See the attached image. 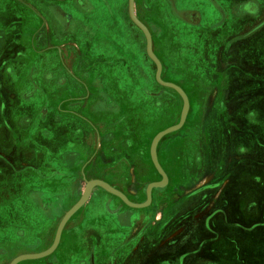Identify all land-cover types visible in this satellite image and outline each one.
<instances>
[{"label":"crops","instance_id":"obj_1","mask_svg":"<svg viewBox=\"0 0 264 264\" xmlns=\"http://www.w3.org/2000/svg\"><path fill=\"white\" fill-rule=\"evenodd\" d=\"M134 2L161 78L189 100L179 128L186 133L164 152L172 167L167 183L172 178L179 190L188 182L211 186L184 187L177 198L172 190L153 193L139 207L96 185L54 250L16 264L198 263L204 240L219 245L204 231L222 224L238 247L234 228L255 224L242 217L245 201L238 203L250 188L264 189V130L252 132L246 123L264 114V0ZM144 40L128 0H0V247L6 249L0 260L10 264L51 247L61 219L91 180L142 203L122 187L138 174L139 121L148 130L161 103L178 100L156 93L173 88L156 79ZM228 114H241V125L233 126ZM204 150L212 160L198 157ZM239 151L258 156L235 159ZM243 167L242 181L233 180ZM220 198L228 199L221 212Z\"/></svg>","mask_w":264,"mask_h":264},{"label":"rangeland","instance_id":"obj_2","mask_svg":"<svg viewBox=\"0 0 264 264\" xmlns=\"http://www.w3.org/2000/svg\"><path fill=\"white\" fill-rule=\"evenodd\" d=\"M145 41V40H144ZM146 42V41H145ZM145 46V45H144ZM149 60V57H148ZM151 61V60H149ZM148 61V62H149ZM152 64V63H150ZM155 65V64H154ZM176 92V93H175ZM157 94H163V95H167V94H171L172 96H175V94H177V102L173 103H169L168 105L165 103H161V109L162 111L159 114H153V119H151V122L149 124V127L147 128L148 130L145 129V122H141V120L139 121V133L138 136H136L137 141H135V145H138L139 147V154L142 157V161H141V167L145 170H147L148 168V172L147 175L146 173L143 174L144 178L142 177V179H140V191H139V197L138 199L140 200V202H144L143 200L147 197V187L150 183L155 182V181H160L162 178L161 173L159 172V170L156 168V166L154 165L153 161H152V157H151V152H150V148H151V143L153 138L155 137V135L160 132L161 130L175 125L179 122L180 120V116H181V111H182V107H183V100L182 97L180 96V94L171 89H165V91H160V92H156ZM160 105V103H158ZM169 108V111H167V109ZM167 112V114H163ZM141 114V112H140ZM201 114L199 117V124L201 125L200 121H201ZM228 116L230 117V123H232L233 126H239L241 125V114H228ZM142 123V126H141ZM246 123L248 125V127L250 128V130L252 132L254 131H259V129L264 130V114H255L253 115L252 118H250L249 120H246ZM183 126V125H182ZM181 128V127H180ZM142 130V131H141ZM186 131H184V129L182 130H174L172 132L167 133L166 135L162 136V138H160V140L157 143V158L158 161L160 163V165L162 166L163 170L166 172V170H168V164L167 162L164 160V154L167 153L168 155V149L170 148V144H172V142L174 141V139L178 138L180 135H185ZM138 144H137V143ZM186 142V141H184ZM188 143V142H187ZM193 145V144H192ZM205 146V145H204ZM165 152V153H164ZM250 155L248 156L247 154L243 155L244 152H234L235 154V159L238 158H254L256 155L258 156V151H249ZM201 155H199L198 157H203L205 160L211 159L208 158V151L204 150L199 152ZM225 156L224 159H226L228 157L227 153L229 154V158L232 157V153L233 152H222ZM203 155V156H202ZM220 152H215V160L216 163L217 161L219 162L220 159ZM256 156V157H257ZM212 160V159H211ZM222 164L220 165L221 167H219V171L221 172L223 169V163L225 164V162H221ZM167 164V165H166ZM215 167V166H213ZM166 169V170H165ZM170 170H172V167H169ZM204 170H208L207 172L210 171L211 166L210 167H203ZM216 169V168H215ZM237 171H242L240 174H235V177L233 178V180H235V178L238 177L237 181H242V179L239 176L243 175V172L246 170L243 168H236ZM257 170V169H256ZM201 171V169H200ZM252 171V170H251ZM172 173V172H171ZM167 174V173H166ZM257 172L254 173V175H256ZM247 175V174H244ZM263 175V174H262ZM260 175V176H262ZM237 176V177H236ZM172 183H166L164 186L161 187H154L152 189V194L153 193H161V192H167V191H174L175 193H172V195L174 197H178L179 193L181 191H184V187L185 190L189 191V192H193L196 190H199L200 188L205 189L206 185H202V187H195L194 183L188 182L186 183L184 186L182 185L180 187L179 190V186L175 185V183L173 182V179L171 178ZM220 190H222V187H225L227 184L226 182H221L220 184ZM122 187H125V191L128 193V195H132L133 197H136L135 194V189H136V184L133 181L132 183H129L127 186L124 185ZM204 187V188H203ZM197 188V189H196ZM179 191V192H178ZM185 192V191H184ZM247 193L244 196H239L240 201L238 204L242 207L243 205V201H245V212L246 214L242 215V217L244 216L245 219L248 221L250 216V222L255 223L253 225H251L250 227H243L245 228V230H243V228L240 230L235 229L236 231L233 232V236L234 238L239 242L240 246H238L236 248V252L238 253V255L235 256H231L229 260H237V259H242L244 257H249L251 258V256L257 255L258 259L261 260V264H264V225H262L260 227V223L264 222V214H259V216L255 213H257V211L255 210L257 208V210L259 211L260 207H263L262 209H260L261 211L259 212H263L264 213V189L262 188L260 189H256L255 187H252L246 191ZM256 193H258V195H256ZM112 195V193H111ZM113 196L117 197L115 194H113ZM127 196V195H126ZM219 200H221L220 202V206L224 203L228 202V199L225 201H222V198H220ZM211 201V200H209ZM233 202L235 204H237V200H233ZM262 204V205H261ZM167 204H164V206ZM221 208L219 207V211L221 212ZM254 209V210H253ZM108 211V209H107ZM251 211H253L251 214ZM223 216V213H222ZM237 221V220H236ZM240 222V219H239ZM231 227V226H230ZM260 227V228H259ZM257 259V260H258ZM237 264V262H235ZM260 263V262H259ZM0 264H8L7 260H0ZM166 264V263H165Z\"/></svg>","mask_w":264,"mask_h":264},{"label":"water","instance_id":"obj_3","mask_svg":"<svg viewBox=\"0 0 264 264\" xmlns=\"http://www.w3.org/2000/svg\"><path fill=\"white\" fill-rule=\"evenodd\" d=\"M128 8H129V15H130L131 19L133 20V22L135 24L138 25V27L143 31V33L145 35L147 54L155 62V65H156V79L160 83H162L163 85H166V86H169V87H172L173 89H175L181 95V97L183 99V107H182V111H181V116H180L179 122L177 124H175V125L169 126V127L165 128V129L161 130L160 132H158L155 135V137L153 138L152 143H151L150 152H151L152 161H153L154 165L156 166V168L161 173L162 178H161L160 181H155V182H152V183H150L148 185V187H147V199H146L145 202H142V203H134V202L130 201L122 191L114 188L113 186L109 185L105 181H102V180H91V181L87 182L82 196L64 214L63 218L61 219L52 246L49 247L48 249H46L44 251H41V252H38V253L21 254V255L15 257L10 262V264H16L20 260L27 259V258L42 257V256H45V255L49 254L52 250H54V248L58 244V241L60 239V235H61V232H62V229H63L65 223L71 217V215L80 206H82L87 201V199L89 198V195H90V193H91V191H92L94 186H96V185L103 186L109 192L119 196L126 203H128V204H130L132 206L143 207V206H146V205H148L150 203L151 198H152V189L154 187L164 186L167 183V179H168L167 178V174L163 170V168L160 165V163L158 161V158H157V143L160 140V138H162V136L166 135L169 132H172L174 130L179 129L183 125V123H184V121L186 119V116H187L188 109H189V100H188L187 94L185 93V91L180 86H178V85H176V84H174L172 82L164 81L161 78V70H162L161 62H160L159 58L156 56V54L154 53L153 45H152V38H151V34H150L148 28L146 27V25L142 21H140V19L137 17V15L135 13V2H134V0H128Z\"/></svg>","mask_w":264,"mask_h":264},{"label":"flooded vegetation","instance_id":"obj_4","mask_svg":"<svg viewBox=\"0 0 264 264\" xmlns=\"http://www.w3.org/2000/svg\"><path fill=\"white\" fill-rule=\"evenodd\" d=\"M138 161H139V166H137V167L135 166L136 171H138V174H137L138 177L136 176V180L134 182L136 184L135 194H138L139 195V191H140V184H139L140 183V179L142 177L144 178V175L143 174L146 173V175H147L148 168H147V170L146 169L144 170L141 167L142 157L140 156L139 153H138ZM166 172H168V170H166ZM199 172H197V173H199ZM210 186H211V184L206 185V188H209ZM128 197L130 198L129 195H128ZM116 198L122 200L119 196H117ZM146 199H147V197L143 201H145ZM132 200L135 201L134 199H132ZM58 201L60 202V197L55 198V201L53 202V206L51 207V211H54L55 210L54 209L55 208L54 206L58 204ZM39 202H40L39 205H40V207L42 209L48 208L46 206V204H47L46 203L47 202L46 199L40 200ZM219 202H221V200H219ZM47 214H49V213H47ZM49 217H51V216H49ZM53 217H57V216L54 214ZM122 217H124V216L122 215ZM209 233L212 234L213 238L216 237V236L218 237L217 238V240H218L217 242H218L219 245L218 246H216V245L214 246L212 244H206V243H210L211 240L210 239L204 240V246L201 247V251L203 252L202 259H200L198 261V263H196L194 261V259L189 258L188 259V261H189L188 264H234V262L230 263V260L229 259H230L231 256H234V253L236 255H238V253L236 252V248L237 247H232L231 241L228 240V237L231 236V231L230 230H227L225 228V226H222V224H220L219 227H218V230L217 229H209L207 231H204V235L206 234L208 236ZM55 234H56V232H55ZM227 240H228V242H227ZM39 241H40V238H39ZM5 251H6L5 248L0 247V255H2L3 253H5ZM206 253H208L209 255L206 256L205 255ZM257 259H258V256L257 255L256 256L254 255V256H251V258L244 257L242 259H237L236 262H237V264H261L262 263L261 260L260 259L257 260ZM82 264H84V263H82Z\"/></svg>","mask_w":264,"mask_h":264}]
</instances>
